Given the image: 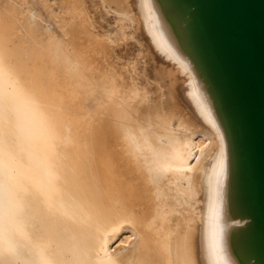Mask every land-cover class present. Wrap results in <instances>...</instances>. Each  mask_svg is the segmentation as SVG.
<instances>
[{"label":"bare ground","instance_id":"6f19581e","mask_svg":"<svg viewBox=\"0 0 264 264\" xmlns=\"http://www.w3.org/2000/svg\"><path fill=\"white\" fill-rule=\"evenodd\" d=\"M4 1L0 264H264L243 118L199 0L57 15L44 0L63 35L38 29L34 1Z\"/></svg>","mask_w":264,"mask_h":264},{"label":"water","instance_id":"95a60500","mask_svg":"<svg viewBox=\"0 0 264 264\" xmlns=\"http://www.w3.org/2000/svg\"><path fill=\"white\" fill-rule=\"evenodd\" d=\"M199 4L243 118L264 221V0H199Z\"/></svg>","mask_w":264,"mask_h":264},{"label":"rangeland","instance_id":"374dc122","mask_svg":"<svg viewBox=\"0 0 264 264\" xmlns=\"http://www.w3.org/2000/svg\"><path fill=\"white\" fill-rule=\"evenodd\" d=\"M4 1V0H1ZM8 0H5L4 3L1 2V7L4 6V4L7 2ZM13 2L17 3L18 7H22L21 6V1L20 0H12ZM30 3H32V1H34L35 3V8L36 10L39 12L40 14V19H39V25H38V29L39 30H44V29H51V31L54 30V32H57L58 34L63 35V31L60 28L57 19L58 18H51L49 17V7L46 6L45 1L43 0H28ZM60 1V2H59ZM49 4L51 5V8H54L53 12L57 15L58 13L61 14L62 11L64 10V4L62 2V0H48ZM20 3V4H19ZM91 6V5H90ZM47 7V8H46ZM63 7V9L61 8ZM61 11V12H60ZM57 12V13H56ZM42 18V19H41ZM154 23V22H153ZM58 24V26H57ZM49 25V26H48ZM47 26V27H46ZM138 37H142V35H140V32H138ZM131 225L128 223L123 224V226L120 227V230L118 232V236L116 238V245L120 242V239H125L126 235L129 233V231L131 230ZM127 233V234H126Z\"/></svg>","mask_w":264,"mask_h":264}]
</instances>
